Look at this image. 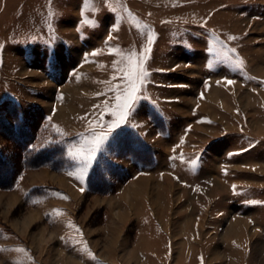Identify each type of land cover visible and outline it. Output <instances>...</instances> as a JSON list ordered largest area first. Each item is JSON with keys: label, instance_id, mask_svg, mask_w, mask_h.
<instances>
[{"label": "rangeland", "instance_id": "rangeland-1", "mask_svg": "<svg viewBox=\"0 0 264 264\" xmlns=\"http://www.w3.org/2000/svg\"><path fill=\"white\" fill-rule=\"evenodd\" d=\"M0 151V264H264V0H0Z\"/></svg>", "mask_w": 264, "mask_h": 264}, {"label": "snow or ice", "instance_id": "snow-or-ice-1", "mask_svg": "<svg viewBox=\"0 0 264 264\" xmlns=\"http://www.w3.org/2000/svg\"><path fill=\"white\" fill-rule=\"evenodd\" d=\"M112 37L109 36L108 40H111ZM230 39H235L230 37ZM230 51H235L231 49ZM148 50L145 49L144 56H147ZM147 70L145 68L144 58L138 60L137 67L134 74L129 73L125 76L120 77L124 83L118 86V91L123 95V100L117 97V111L119 112V117L116 120H113L111 123L106 124L105 127L108 129L107 132H102L97 135L96 132H91L88 134L81 135L80 145L76 143L72 144L68 148V155L77 161L79 165L78 171L82 173H87V171L92 167L93 162L96 161V154L103 153L108 146V142L113 137V133L116 129L121 128L122 124H127L129 117L133 116L135 112L136 105L139 103L142 95L143 81L147 77ZM227 83L232 84L234 81L228 80ZM140 84L138 88L136 85ZM103 95H107L104 93ZM59 132V129H57ZM83 180V175L79 177ZM234 190H235V186Z\"/></svg>", "mask_w": 264, "mask_h": 264}, {"label": "trees", "instance_id": "trees-1", "mask_svg": "<svg viewBox=\"0 0 264 264\" xmlns=\"http://www.w3.org/2000/svg\"><path fill=\"white\" fill-rule=\"evenodd\" d=\"M46 152H42V151L32 152L28 157L23 156L24 157L23 162L24 164H28V163L39 164L40 162L42 163L43 160L47 159V155H45L47 154ZM10 166L11 163L6 157H4V155L0 151V187L9 186L15 178L16 172L15 170H12Z\"/></svg>", "mask_w": 264, "mask_h": 264}, {"label": "bare ground", "instance_id": "bare-ground-1", "mask_svg": "<svg viewBox=\"0 0 264 264\" xmlns=\"http://www.w3.org/2000/svg\"><path fill=\"white\" fill-rule=\"evenodd\" d=\"M223 185V184H222ZM212 186V185H211ZM199 207V206H198ZM163 214V213H162ZM168 224V223H167ZM62 255V254H61Z\"/></svg>", "mask_w": 264, "mask_h": 264}]
</instances>
